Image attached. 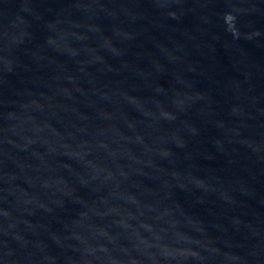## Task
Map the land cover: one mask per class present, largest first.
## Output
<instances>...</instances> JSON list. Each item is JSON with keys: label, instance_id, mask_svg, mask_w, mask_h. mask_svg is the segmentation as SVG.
Instances as JSON below:
<instances>
[{"label": "water", "instance_id": "1", "mask_svg": "<svg viewBox=\"0 0 264 264\" xmlns=\"http://www.w3.org/2000/svg\"><path fill=\"white\" fill-rule=\"evenodd\" d=\"M0 264H264V0H0Z\"/></svg>", "mask_w": 264, "mask_h": 264}]
</instances>
